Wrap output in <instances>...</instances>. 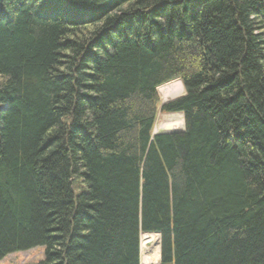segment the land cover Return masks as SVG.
<instances>
[{
  "label": "trees",
  "instance_id": "16d2710c",
  "mask_svg": "<svg viewBox=\"0 0 264 264\" xmlns=\"http://www.w3.org/2000/svg\"><path fill=\"white\" fill-rule=\"evenodd\" d=\"M150 232L264 264V0H0V260L140 264Z\"/></svg>",
  "mask_w": 264,
  "mask_h": 264
},
{
  "label": "rangeland",
  "instance_id": "374dc122",
  "mask_svg": "<svg viewBox=\"0 0 264 264\" xmlns=\"http://www.w3.org/2000/svg\"><path fill=\"white\" fill-rule=\"evenodd\" d=\"M172 82L174 84L175 87H177L176 83H181L180 80L178 79H174L171 80L167 83ZM182 85V83H181ZM183 87V85H182ZM158 94V92H157ZM185 94V90L183 88V90H178V94L173 96V97H169V98H161L159 95V100H160V104L158 105V111L156 114V119L154 122V126H153V133L157 134V133H168V132H181L184 129V119H183V115L180 112H163L160 110V106L172 101L176 98H179L181 96H183ZM172 121H177V126L175 127V129L172 130H165L163 129V124L164 123H168V122H172ZM158 234V233H157ZM141 236V235H140ZM140 245V243H139ZM158 257H156V260L151 264H160V235L158 234ZM151 252L155 253L156 250H151ZM44 258V247H36V248H32L26 251H17V252H13V253H9L7 254L4 258H2L0 260V264H37L39 261H41ZM140 264H141V256H140Z\"/></svg>",
  "mask_w": 264,
  "mask_h": 264
},
{
  "label": "bare ground",
  "instance_id": "6f19581e",
  "mask_svg": "<svg viewBox=\"0 0 264 264\" xmlns=\"http://www.w3.org/2000/svg\"><path fill=\"white\" fill-rule=\"evenodd\" d=\"M177 87L174 86L172 82L164 83L157 87L158 95L165 99L173 97L178 94V90H183L181 83H176ZM177 121H172L163 124V129L169 131L175 129L177 126ZM158 234L157 233H145L140 236V256L141 264H151V262L156 260L158 257ZM151 250H156L155 253ZM152 262V263H153Z\"/></svg>",
  "mask_w": 264,
  "mask_h": 264
},
{
  "label": "water",
  "instance_id": "95a60500",
  "mask_svg": "<svg viewBox=\"0 0 264 264\" xmlns=\"http://www.w3.org/2000/svg\"><path fill=\"white\" fill-rule=\"evenodd\" d=\"M166 133V132H165ZM168 133H171V132H168Z\"/></svg>",
  "mask_w": 264,
  "mask_h": 264
}]
</instances>
